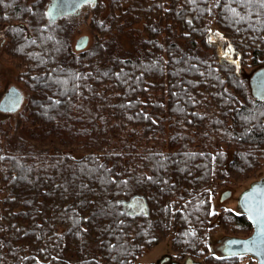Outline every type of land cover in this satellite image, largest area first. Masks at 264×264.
Returning <instances> with one entry per match:
<instances>
[{"label":"trees","instance_id":"1","mask_svg":"<svg viewBox=\"0 0 264 264\" xmlns=\"http://www.w3.org/2000/svg\"><path fill=\"white\" fill-rule=\"evenodd\" d=\"M44 1L0 0L3 50L29 92L14 127L0 121V264H137L170 232L180 257L235 264L207 237L230 223L245 238L252 225L213 210L206 180L264 165V101L249 84L264 69V0H96L98 40L81 51L69 35L84 15L47 24ZM137 24L146 38L129 52L118 36ZM219 130L231 159L210 145ZM132 196L147 216L122 211Z\"/></svg>","mask_w":264,"mask_h":264},{"label":"rangeland","instance_id":"2","mask_svg":"<svg viewBox=\"0 0 264 264\" xmlns=\"http://www.w3.org/2000/svg\"><path fill=\"white\" fill-rule=\"evenodd\" d=\"M25 1H26L25 6H27L36 0H25ZM47 1L48 0H45L44 3H46ZM84 12H88V13H84ZM81 13L84 15V19L82 20V22H80L81 20L79 21V24L75 27L74 32L69 35V44L72 50L74 51H75L74 47H75L76 40L80 38L81 36L85 35V36H88L89 38L88 45L84 50L91 49L98 40V37L95 34V31H93L91 28L93 11L91 10L89 11V9L87 8V9H82ZM62 20H64V18L60 19L58 23L63 22ZM133 29H134L133 30L134 32L130 34L126 32L125 34L118 36L121 45H123L125 49H128L129 52L135 51L137 44L142 41L143 37L146 38L145 35L147 34L144 31L141 24L134 25ZM175 35L176 36L172 42L177 43L178 45H180V47H183V44L184 42H186V40L179 37L178 29H176ZM164 38H165V34H162L161 37H158V41H161L160 43H162ZM217 40H218V34L216 35V33H213L210 35L209 37L210 42L212 43L217 42ZM3 42H4V39L0 38V99L2 95L4 94V92L9 87L11 86L16 87L17 89L21 91L23 95V102L19 109V112H20L25 107L27 103L28 95H29L28 88H27L28 78L24 76V72H25L24 68L21 67L19 62L16 59L12 58L9 54L6 53V51L3 50V45H4ZM194 53L198 57H201L202 59H206V57L207 56L209 57L212 52L210 50L205 51L199 45H197V48L194 51ZM19 112L17 111V113L9 114V115L0 112V121L6 122V124L4 125L5 128L7 127V125L14 127L15 120L19 119L21 114L23 113V112L22 113L21 112L19 113ZM199 113L203 114L202 116H205L206 114L204 110H200ZM209 120L210 119L208 118L206 122L207 124H209L208 123ZM227 126H230V121H227ZM173 131L177 132L176 129H171L167 125L164 128V133L167 136H171V132ZM178 133H180V131H178ZM220 133H221V136L218 135L220 136L218 137L219 141H216V143H213V144L210 143V145L211 146L214 145L213 147L219 149V151L226 154V157H228V159H231L234 149L226 145L224 141L225 136L222 135L223 132H220ZM200 145L201 144L199 141H197V138H194V143L192 147L194 149H200ZM162 147L164 150L169 148L168 137L164 140ZM174 147H175L174 148L175 150L173 151H176L177 146H174ZM206 147H208L207 143L205 144V148ZM263 179H264V165L258 171L253 173V175H251L249 178L244 179V180L240 179L237 181L230 182V179H226L223 176H221L220 179L219 178L216 179V177H213V176L211 177L208 176V179L206 181H207L208 186H210V191H211L210 201H211L212 209L217 210V212L219 213L220 212L226 213L229 210L233 212H237V198L239 194L243 192L245 189H247L252 183L257 182L259 180H263ZM226 190H230L232 192L231 197L224 202H220L219 201L220 195L222 192ZM246 232L248 231H242V229L239 228L238 225L230 224V223L227 227H225V229H223L222 227L215 228L213 232L210 233L207 237L208 247L211 244V247L214 250H216V252L220 253L217 249L218 244H215V243L222 241L223 239L228 238V237L244 238V235H246ZM250 233H252V231ZM173 235L174 233L170 232V234L167 237L163 238L155 246L149 249H145L144 252L138 256L135 263L137 264H159V262H161V260H163V258L167 256L170 257L171 260H174L175 262L183 263L184 260L187 259L188 256L185 255L184 257H180V254H178L176 250L172 247L171 239L173 238ZM209 241H210V244H209ZM206 256L209 257V255H207V252L204 256H201V257L194 256L192 257V259L195 260L196 262H200V264H216L211 260L210 261L207 260ZM235 260H236L235 264H257L256 260L249 256H240Z\"/></svg>","mask_w":264,"mask_h":264},{"label":"water","instance_id":"3","mask_svg":"<svg viewBox=\"0 0 264 264\" xmlns=\"http://www.w3.org/2000/svg\"><path fill=\"white\" fill-rule=\"evenodd\" d=\"M96 0H49L46 5L45 17L48 24H54L62 18L77 14L81 9ZM81 42L83 44L81 45ZM89 42L88 36H81L76 40L75 50H84ZM252 97L255 100L264 101V69L257 70L249 78ZM23 102V95L14 86L9 87L0 99V112L13 114L19 111ZM231 191L221 193L219 201L224 202L231 197ZM144 215H148V207L143 204ZM237 209L244 213L252 225V233L245 238L228 237L221 242L220 252L225 258L249 256L256 260L257 264H264V179L252 183L241 192L237 198Z\"/></svg>","mask_w":264,"mask_h":264},{"label":"flooded vegetation","instance_id":"4","mask_svg":"<svg viewBox=\"0 0 264 264\" xmlns=\"http://www.w3.org/2000/svg\"><path fill=\"white\" fill-rule=\"evenodd\" d=\"M48 2H49V0L46 2V5H47ZM93 4L94 3L86 5L82 9H87V8L89 9ZM46 22H47V20H46ZM47 24H48V22H47ZM144 203H145V200L141 199L140 197L132 196L130 199H128V200H126L124 202L123 201L121 202V205L125 207V209L123 207L122 211H124L127 215H129L131 217L145 216L144 215L145 209L142 210ZM222 241H219V243H218V248L217 249H218L219 252H220V246H221V242ZM159 264H197V263H196L195 260L191 259L190 257H187V259H185L183 263H179V262H175L174 260H171V258L167 256V257L163 258V260H161V262H159Z\"/></svg>","mask_w":264,"mask_h":264},{"label":"snow or ice","instance_id":"5","mask_svg":"<svg viewBox=\"0 0 264 264\" xmlns=\"http://www.w3.org/2000/svg\"><path fill=\"white\" fill-rule=\"evenodd\" d=\"M85 2H89V0H85ZM61 3H64V0H61ZM73 6H75L74 0H73ZM83 44V42H81V45Z\"/></svg>","mask_w":264,"mask_h":264}]
</instances>
